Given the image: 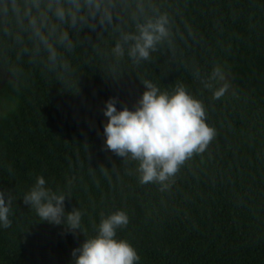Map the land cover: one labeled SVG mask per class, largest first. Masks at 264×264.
Returning a JSON list of instances; mask_svg holds the SVG:
<instances>
[{"label": "trees", "instance_id": "obj_1", "mask_svg": "<svg viewBox=\"0 0 264 264\" xmlns=\"http://www.w3.org/2000/svg\"><path fill=\"white\" fill-rule=\"evenodd\" d=\"M167 3L177 14L175 51L162 49L139 70L124 66L118 81L85 66L76 92L39 72L14 85L0 69L10 78L0 81V189L16 196L12 227L0 229V264H72L86 240L40 223L24 205L39 175L53 189L71 183L66 208H80L88 236L101 213L125 210L130 223L119 236L140 264H264V0ZM217 66L230 83L219 100L203 83ZM141 77L162 89L182 83L217 130L166 191L141 185L134 165L104 143L106 102L117 97L118 108L134 109L146 90Z\"/></svg>", "mask_w": 264, "mask_h": 264}, {"label": "clouds", "instance_id": "obj_2", "mask_svg": "<svg viewBox=\"0 0 264 264\" xmlns=\"http://www.w3.org/2000/svg\"><path fill=\"white\" fill-rule=\"evenodd\" d=\"M177 34V14L167 0H0V69L11 74L14 85L39 72L64 90L79 92L78 75L85 66L99 65L118 81L124 66L139 70L162 49L174 52ZM141 83L146 90L134 109L118 108L117 97L106 102L104 143L126 165H134L141 185L166 191L185 163L208 148L217 130L207 122L204 102L182 83L171 89L145 77ZM203 83L217 100L230 89L219 66ZM70 192L71 183L53 189L39 175L22 200L40 223L86 236L73 250L72 264H140L137 249L119 236L130 223L129 214L101 213L95 234L88 236L80 208H66ZM15 201L11 190L0 189V229L12 227Z\"/></svg>", "mask_w": 264, "mask_h": 264}, {"label": "rangeland", "instance_id": "obj_3", "mask_svg": "<svg viewBox=\"0 0 264 264\" xmlns=\"http://www.w3.org/2000/svg\"><path fill=\"white\" fill-rule=\"evenodd\" d=\"M9 80H10V78H9V76L6 73L0 72V81H1L2 84L6 83Z\"/></svg>", "mask_w": 264, "mask_h": 264}]
</instances>
